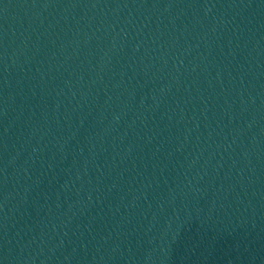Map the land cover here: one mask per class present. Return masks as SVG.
I'll use <instances>...</instances> for the list:
<instances>
[{
	"label": "water",
	"instance_id": "1",
	"mask_svg": "<svg viewBox=\"0 0 264 264\" xmlns=\"http://www.w3.org/2000/svg\"><path fill=\"white\" fill-rule=\"evenodd\" d=\"M264 59V0H0V264H178Z\"/></svg>",
	"mask_w": 264,
	"mask_h": 264
}]
</instances>
